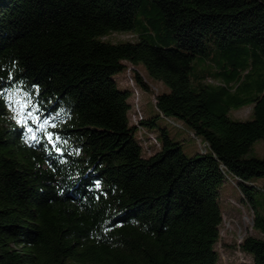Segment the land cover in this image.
<instances>
[{"label":"trees","instance_id":"1","mask_svg":"<svg viewBox=\"0 0 264 264\" xmlns=\"http://www.w3.org/2000/svg\"><path fill=\"white\" fill-rule=\"evenodd\" d=\"M140 66L168 90L154 92ZM121 72L154 115H131ZM15 91L60 152L31 119L38 140L18 123ZM245 105L251 120L227 116ZM171 117L190 128L194 155L157 125L178 127ZM259 139L264 0H0V264H226L223 184L256 210L258 235L230 264H264L253 198L264 159L246 156Z\"/></svg>","mask_w":264,"mask_h":264},{"label":"rangeland","instance_id":"2","mask_svg":"<svg viewBox=\"0 0 264 264\" xmlns=\"http://www.w3.org/2000/svg\"><path fill=\"white\" fill-rule=\"evenodd\" d=\"M111 41L118 40H130L133 39L130 34L127 33H114L108 37ZM141 67V68H140ZM138 67L140 73L145 77L147 83L152 88V90L165 92L168 89L164 84L155 81L149 80L146 78V74L142 66ZM115 81L118 88L120 89H132V80L125 78L124 73H118L115 75ZM132 89V99L130 103L132 105L131 115L133 111L137 113L140 109L141 112L147 116L154 115V107L151 101V94L147 91L139 88L137 86ZM10 96H15L23 98V95H20L17 91L12 92ZM252 106L245 105L240 108H230L227 112V116L232 120L245 121L252 119ZM30 111H33L30 109ZM17 116V113L15 112ZM176 126H172L166 120L159 118L157 120V125L159 127H165L167 129L168 135L175 141L181 143L182 152L186 156H192L196 153V141L191 137L190 128L184 124L182 121L177 118L171 117L170 119ZM157 131L154 132L156 134ZM151 137V136H149ZM247 157H253L258 159H264V139H259L255 141L249 152L246 155ZM255 186L258 188L257 192L253 194L254 201L256 204L263 210L264 209V177L255 179ZM221 199L220 206L221 209H224L222 216V225L220 227L219 236L220 240L216 245V249L220 254L221 262L226 264L236 263L238 257L237 244L242 240L243 237L247 235H258L252 227V219L256 215L255 209H250L246 205H241L240 198L236 190L230 184H223L220 189ZM231 199L237 203L235 205L231 204ZM239 204V205H238ZM241 205V206H240ZM253 210V211H252ZM247 259V257H246ZM249 259V258H248Z\"/></svg>","mask_w":264,"mask_h":264},{"label":"snow or ice","instance_id":"3","mask_svg":"<svg viewBox=\"0 0 264 264\" xmlns=\"http://www.w3.org/2000/svg\"><path fill=\"white\" fill-rule=\"evenodd\" d=\"M8 103L9 107H12L17 113L16 119L18 123L27 128V132L31 134V138L33 140H38L39 136L38 133L29 125V119H31L33 123L37 124L38 129L44 133V138H46L47 141L53 145L55 151H61V149L56 146V141L60 140L59 135L47 129V120L41 122L42 117L38 114L40 111L39 108H37L36 111H30L32 101L29 100L27 96L23 98L9 96ZM53 127H55V125H53Z\"/></svg>","mask_w":264,"mask_h":264}]
</instances>
